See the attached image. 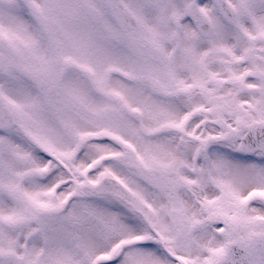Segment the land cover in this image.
<instances>
[{
    "label": "snow or ice",
    "instance_id": "6c2138e0",
    "mask_svg": "<svg viewBox=\"0 0 264 264\" xmlns=\"http://www.w3.org/2000/svg\"><path fill=\"white\" fill-rule=\"evenodd\" d=\"M0 264H264V0H0Z\"/></svg>",
    "mask_w": 264,
    "mask_h": 264
}]
</instances>
